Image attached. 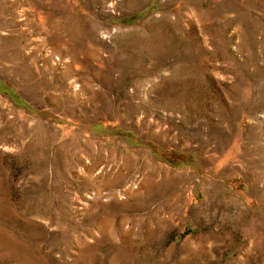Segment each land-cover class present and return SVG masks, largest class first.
I'll return each instance as SVG.
<instances>
[{
	"label": "rangeland",
	"instance_id": "obj_1",
	"mask_svg": "<svg viewBox=\"0 0 264 264\" xmlns=\"http://www.w3.org/2000/svg\"><path fill=\"white\" fill-rule=\"evenodd\" d=\"M0 264H264V0H0Z\"/></svg>",
	"mask_w": 264,
	"mask_h": 264
},
{
	"label": "bare ground",
	"instance_id": "obj_2",
	"mask_svg": "<svg viewBox=\"0 0 264 264\" xmlns=\"http://www.w3.org/2000/svg\"><path fill=\"white\" fill-rule=\"evenodd\" d=\"M128 160V159H127ZM132 160L131 159H129V162H131ZM133 162L135 163V161L133 160ZM132 162V163H133ZM126 163V162H125ZM128 165V164H127ZM124 175V173L123 172H119L118 174H117V176H115L113 179H114V181L113 182H115V181H118V180H120L121 178H122V176Z\"/></svg>",
	"mask_w": 264,
	"mask_h": 264
}]
</instances>
